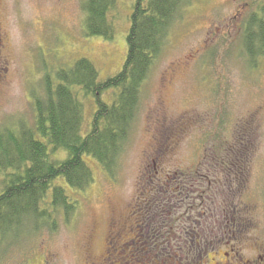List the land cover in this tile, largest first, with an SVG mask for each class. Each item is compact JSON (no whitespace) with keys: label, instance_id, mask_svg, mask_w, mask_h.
<instances>
[{"label":"rangeland","instance_id":"obj_1","mask_svg":"<svg viewBox=\"0 0 264 264\" xmlns=\"http://www.w3.org/2000/svg\"><path fill=\"white\" fill-rule=\"evenodd\" d=\"M135 2L118 0L107 39L86 34L84 0H0L14 35L0 53V127L34 124L48 71L54 78L81 57L102 79L121 70ZM263 4L184 6L144 84L117 179L88 158L95 181L71 191L76 216L35 236L24 264H148L152 252L136 251L138 240L168 256L204 246L194 264H264V59L251 72L241 58L245 21Z\"/></svg>","mask_w":264,"mask_h":264},{"label":"trees","instance_id":"obj_2","mask_svg":"<svg viewBox=\"0 0 264 264\" xmlns=\"http://www.w3.org/2000/svg\"><path fill=\"white\" fill-rule=\"evenodd\" d=\"M190 2L136 0L121 70L102 79L95 63L81 57L59 67L54 78L48 71L44 94L34 99V124L10 120L0 127V264H24L35 236L55 232L76 216L80 200L71 191L83 192L95 181L88 158L117 179L144 84L166 49L173 23ZM117 3L84 0L88 36L114 38L110 13ZM258 10L245 21L241 50L251 72L264 59V4ZM85 100L92 105L89 120ZM157 256L159 263L162 255Z\"/></svg>","mask_w":264,"mask_h":264},{"label":"flooded vegetation","instance_id":"obj_3","mask_svg":"<svg viewBox=\"0 0 264 264\" xmlns=\"http://www.w3.org/2000/svg\"><path fill=\"white\" fill-rule=\"evenodd\" d=\"M0 7L2 9H4L2 7L1 3H0ZM7 15L9 16L7 11L6 12H1L0 11V53H2L5 50H8V45H7L8 37H14V35L12 33V30H11V26H10L11 23L8 22ZM1 64H0V67H1ZM139 236H138V238H139ZM153 236H154V242H156L155 241L156 235L154 234ZM196 242H197V240H196ZM136 244L138 245V247H137L138 250H144V248L145 249L147 248L148 250H151V248H152L156 252L161 251V249H159V246H161V245H159L157 243H154L153 247H150L149 244H145V243L143 244L141 242L140 243H136ZM194 246H195L194 249L193 248H189V251L182 252V253L180 252L181 255H180V253H176L175 256L174 255L168 256L166 254H163L162 256L160 255L161 256V260L159 261V263L156 262L158 254H155L153 252L152 253V255H153L152 257H147V263L149 264L151 261H153L154 264H169V261L171 262V260H173V261L175 260L174 261L175 264H194L196 262V260H197L199 255H200L201 258L204 256V254L203 255L201 254V251H202V249H204V246H200V245H194ZM163 251H164V249H163ZM215 252H217V253L219 252V248L218 247H217V249H215ZM177 255L179 256V258H177L178 257ZM142 260H143V258H142ZM138 262H141L140 259H138ZM252 263L253 262H251V261H249V262L248 261H243V263L240 262V261L239 262L235 261L234 264H252ZM220 264H233V260H229L227 262H222Z\"/></svg>","mask_w":264,"mask_h":264}]
</instances>
